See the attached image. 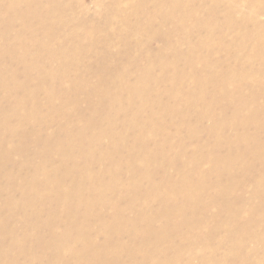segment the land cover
I'll return each mask as SVG.
<instances>
[{
	"label": "rangeland",
	"instance_id": "obj_1",
	"mask_svg": "<svg viewBox=\"0 0 264 264\" xmlns=\"http://www.w3.org/2000/svg\"><path fill=\"white\" fill-rule=\"evenodd\" d=\"M5 1L0 264H264V0Z\"/></svg>",
	"mask_w": 264,
	"mask_h": 264
},
{
	"label": "bare ground",
	"instance_id": "obj_2",
	"mask_svg": "<svg viewBox=\"0 0 264 264\" xmlns=\"http://www.w3.org/2000/svg\"><path fill=\"white\" fill-rule=\"evenodd\" d=\"M7 2V4L8 3H10V5L11 6H16L19 2L17 1V0H6L5 1V3ZM7 6V5H6ZM31 8V7H30ZM10 12H11V10H10ZM13 12V11H12ZM31 14V13H30ZM38 16V15H37ZM35 18H37V20L38 19H40V18H42V16L40 15L39 17H35ZM46 26H49L48 24L46 25ZM51 27V26H50ZM198 59V58H197ZM193 61V60H192ZM242 72V71H241ZM240 72V73H241ZM208 76V75H207ZM210 76V75H209ZM204 78H206V77H204ZM201 79V78H200ZM208 81V80H207ZM211 81H214V80H211ZM217 81H222L221 79H218ZM200 85H201V87H203V88H206V86H207V82L206 81H200ZM243 85V84H242ZM240 86V85H239ZM135 87H137V86H135ZM242 87V86H241ZM239 89H240V87H239ZM130 90V89H129ZM134 90V89H133ZM241 91V90H240ZM135 92V91H134ZM252 92H254V91H252ZM243 97L242 96H240V99H242ZM124 99V98H123ZM245 101V100H244ZM229 103V102H228ZM156 105V104H155ZM160 105H162V104H160ZM148 106V105H147ZM150 106V105H149ZM196 106V105H195ZM174 107V106H173ZM149 108V107H148ZM155 109V108H154ZM160 109V108H159ZM162 109V108H161ZM167 109V108H166ZM158 110V109H157ZM174 111V110H173ZM186 111V110H185ZM183 112V111H182ZM155 113V112H154ZM186 113V112H185ZM162 114H164V113H162ZM169 114H171V113H169ZM202 115V114H201ZM231 115H233V114H231ZM150 116V115H149ZM148 116V117H149ZM161 116H163V115H161ZM172 116H174V114L172 115ZM177 116V115H176ZM183 116H185V115H183ZM151 117V116H150ZM157 117V116H156ZM179 118V117H178ZM173 119H175V118H173ZM232 119V118H231ZM162 120V119H161ZM192 120V119H191ZM144 120H142V122H143ZM152 121V120H151ZM165 121V120H164ZM142 122H140V123H142ZM191 122V121H190ZM232 122V121H231ZM259 122H260V120H259ZM145 124V123H144ZM155 124H157V123H155ZM162 124V123H161ZM143 125V124H142ZM141 125V126H142ZM150 125V123L148 124V126ZM151 125H153V124H151ZM259 125V124H258ZM148 126H146V127H148ZM156 126V125H155ZM155 126H153V127H155ZM158 126V125H157ZM180 126H182V125H180ZM143 127H145V125L143 126ZM139 129H141L140 127H139ZM143 129V128H142ZM149 129V128H148ZM145 130H147L146 128H145ZM148 131H150V130H148ZM189 131H190V129H189ZM157 132V131H156ZM192 132V131H191ZM194 133V132H193ZM194 135H196V133H194ZM163 144V143H162ZM161 145V144H160ZM181 146V145H180ZM143 147H145V146H143ZM157 148V147H156ZM140 149V148H139ZM138 150V149H137ZM147 150V149H146ZM135 151V150H134ZM177 152V151H176ZM132 153V152H131ZM175 153V152H174ZM233 154V153H232ZM133 155V154H132ZM131 156V155H130ZM183 156V155H182ZM215 157V156H214ZM141 158V157H140ZM143 158V157H142ZM147 158H148V156H147ZM131 159H132V157H131ZM153 159V158H152ZM183 159V158H182ZM128 160V159H127ZM147 161V160H146ZM199 161V160H198ZM218 161V160H217ZM122 162V161H121ZM132 161L130 160V158H129V160L128 161H123V163L125 164V166L126 167H128V168H130L131 166H132V163H131ZM140 162H141V160H140ZM148 162V161H147ZM155 162V161H154ZM167 162V161H166ZM189 162V161H188ZM143 163V162H142ZM160 163V162H159ZM88 164V163H87ZM137 164H139V163H137ZM155 164V163H154ZM172 164V163H171ZM186 164H187V162H186ZM116 165V164H115ZM153 166V165H152ZM169 166V165H168ZM167 166V167H168ZM116 167H117V165H116ZM124 167V166H123ZM164 167V166H163ZM115 168V167H114ZM125 168V167H124ZM124 168H122V169H124ZM184 168V167H183ZM121 169V168H120ZM132 169V168H131ZM133 170V169H132ZM218 170H219V168H218ZM128 171V170H127ZM196 171V170H195ZM90 172V171H89ZM110 172V171H109ZM108 172V173H109ZM114 173V172H113ZM84 174V173H83ZM130 174V173H129ZM88 175V174H87ZM111 175H113V174H111ZM142 175V174H141ZM145 175V174H144ZM147 175V174H146ZM183 175H184V173H183ZM187 175V174H186ZM94 176V175H93ZM109 176V175H108ZM91 177V176H90ZM113 177V176H112ZM115 177H117V176H115ZM133 177V176H132ZM79 178V177H78ZM93 179V178H92ZM78 180H80V179H78ZM91 182L92 183V180H91V178H86L85 177V180H84V182ZM96 181V180H95ZM100 181V180H99ZM106 181V180H105ZM121 181V180H120ZM192 181V180H191ZM110 182V181H109ZM102 183H105V182H102ZM101 183V181H100V184H102ZM106 183H107V181H106ZM186 183L187 184H190V182L187 180L186 181ZM99 184V183H98ZM113 184V183H112ZM126 184V183H125ZM178 184V183H177ZM93 186H95L94 184H92ZM106 185V184H105ZM105 185H103V186H105ZM141 185H143V184H141ZM147 185V184H146ZM163 185V184H162ZM161 185V186H162ZM87 186V185H86ZM99 186V185H98ZM157 186V185H156ZM191 187H194L193 185H190ZM101 187V186H100ZM88 188V187H87ZM102 189V188H101ZM104 189V188H103ZM136 189V188H135ZM156 189V188H155ZM154 189V190H155ZM82 190V189H81ZM80 190V191H81ZM184 190H187V187L185 186V188H184ZM194 190V189H193ZM86 191V190H85ZM104 191V190H103ZM105 191H106V188H105ZM153 191V190H152ZM157 191V190H156ZM175 191V190H174ZM195 191V190H194ZM160 192V191H159ZM192 192V191H191ZM82 193V192H81ZM154 193V192H153ZM176 193V192H175ZM174 193V195H176ZM190 193V192H189ZM131 194V193H130ZM147 194V193H146ZM159 194V193H158ZM58 195V194H57ZM79 195H81V194H79ZM145 195V194H144ZM192 195V194H191ZM137 196V195H136ZM151 196V195H150ZM182 196V195H181ZM68 197V198H67ZM78 197V195H77V193H66V194H64V195H61V196H58V198H67V199H73V198H77ZM183 197V196H182ZM81 198V197H80ZM157 198V197H156ZM188 198H189V196H188ZM82 199V198H81ZM80 199V200H81ZM102 199V198H101ZM103 199H105V198H103ZM79 200V201H80ZM82 200H86V199H82ZM189 200H191V199H189ZM73 201H74V199H73ZM83 201V202H84ZM191 202V201H190ZM89 203V202H88ZM94 203V202H93ZM184 204V203H183ZM130 205V204H129ZM84 207H86V205L84 206ZM135 207V206H134ZM164 208H166V207H164ZM78 209V208H77ZM86 209V208H85ZM181 209V208H180ZM72 210V209H71ZM142 210V209H141ZM83 211V210H82ZM138 211V209L136 208V210H135V212H137ZM161 211V210H160ZM164 211V213H162L160 216H158V218L161 220V221H166V222H164V223H169V222H172L173 224H174V227L172 228V229H169L168 231H165V230H163V231H158V232H154V234L152 233V235H154L155 237H157V238H164V240H167V241H170V240H172V239H170V237H167V236H169L170 234H165V232H169L170 230H172L173 232H174V230H176L175 229V226H177V223H175L176 221L174 220V216L178 213V211H170V212H168L167 211V213H165L166 211L165 210H163ZM181 211V210H180ZM152 212V211H151ZM85 214V213H84ZM138 214V213H137ZM141 215V214H140ZM149 215V214H148ZM154 215V214H153ZM152 215V216H153ZM140 218H142L141 216L139 217V219ZM155 218V217H154ZM136 220V219H135ZM132 221V220H131ZM182 221H183V223L181 222V223H178L181 227L182 226H184V224H186V221L184 220V219H182ZM73 224V223H72ZM132 225V224H131ZM179 226V227H180ZM133 227V226H132ZM149 227V226H148ZM134 228H135V226H134ZM117 231H118V229H116ZM119 230H120V227H119ZM153 230H156V229H153ZM152 230V231H153ZM113 231V230H112ZM173 232H171V233H173ZM162 233H164V234H162ZM109 234V233H108ZM111 235H114V233H110ZM116 236V235H115ZM117 237V236H116ZM112 238V237H111ZM70 239V238H69ZM74 242V241H73ZM148 242V241H147ZM152 243L153 242H148V244L151 246L152 245ZM69 244V243H68ZM94 246V245H93ZM121 247H124V244H122V243H118V241H117V244H116V247H115V249L116 250H118V251H121V252H124V253H127L126 252V250L128 251V254H132V252L133 251H130V249H131V246L130 247H127V248H121ZM118 248H121V250L120 249H118ZM126 249V250H125ZM151 249V248H150ZM62 250V249H61ZM98 250V249H97ZM96 250V248H95V250H93L94 251V253L95 254H97L98 253V251ZM136 254V253H135ZM59 255V254H58ZM99 255V254H98ZM53 256V255H52ZM54 258V257H53Z\"/></svg>",
	"mask_w": 264,
	"mask_h": 264
}]
</instances>
